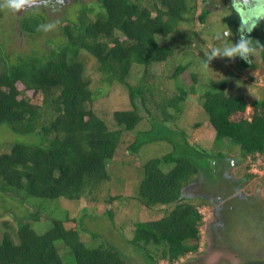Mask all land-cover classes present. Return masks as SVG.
Listing matches in <instances>:
<instances>
[{"label":"trees","instance_id":"1","mask_svg":"<svg viewBox=\"0 0 264 264\" xmlns=\"http://www.w3.org/2000/svg\"><path fill=\"white\" fill-rule=\"evenodd\" d=\"M188 1L92 0L85 5L84 14L57 21L58 38L62 42L52 43L51 49L19 54L15 61L0 49L5 61L4 73L0 75V126L36 138L32 139L34 144L13 143L0 153L2 192L11 189L28 199L63 197L78 201L85 189H95L108 180L107 164L114 158L122 134L134 130L142 120L138 110L144 107L152 115L153 108L148 109L147 104L158 89L147 82L148 78L144 82V77L152 65L167 64L169 57L175 60L176 45L165 41L176 39L174 32L186 16ZM41 5L43 11H49L56 9L58 2L44 0ZM209 12V9L201 10L197 17L200 24ZM226 21L230 31L240 39V19L230 16ZM18 22L19 31L30 35L35 42L44 32L37 31V27L46 21L41 14H28L18 17ZM115 32L122 38L114 36ZM247 35L264 45V20ZM82 52L96 60L98 71L107 81L127 91L131 108L112 113L114 128L87 107L93 100L90 82L83 75L85 65L78 59ZM258 53L264 65V51ZM137 68L143 70L144 76L132 85L127 77ZM187 68L188 65L178 62L170 78L175 79ZM190 77L193 83L198 81L197 74ZM209 84L210 88L201 95L208 124L218 141L228 139L240 146L246 158L245 166L249 168L247 160L264 156V98L253 100L247 114V100L229 91L227 79ZM179 90L169 98L160 95L154 126L129 147L137 151L144 144L156 141L172 146L170 153L143 166L137 201L147 209L159 207L163 216L133 225L129 244L142 259L141 264L161 261L175 264L198 251L203 217L199 206L190 202L185 191L195 177L205 181L206 175H219L211 169L216 166H212L213 161L217 164L218 159L212 160L209 154L192 145L182 131L170 128L169 121L188 97L185 90ZM42 113L50 118L44 125H40ZM219 159L221 164L224 157ZM237 163H225L223 169ZM163 164L173 167L165 173L161 169ZM28 214V219L37 221L34 213ZM15 221L18 243L8 235L2 237L0 264H64L55 247L56 241H62L68 248L74 264H135L113 245L86 247L77 228L66 229L60 220H54L52 227L43 233L36 232L30 223L18 222L16 218ZM246 264H264V261Z\"/></svg>","mask_w":264,"mask_h":264},{"label":"rangeland","instance_id":"2","mask_svg":"<svg viewBox=\"0 0 264 264\" xmlns=\"http://www.w3.org/2000/svg\"><path fill=\"white\" fill-rule=\"evenodd\" d=\"M42 1L44 0H37L36 7L33 6L20 13L0 9V49L11 58L13 56L14 61L19 54L27 55L37 49L47 51L52 48V43L57 45L62 42V38H58L60 32L57 21L59 22L61 18L68 19L73 14L76 16L84 14L85 5L92 2V0L65 2L59 0L56 9L43 11L44 6L40 3ZM195 1V4L188 1L186 16L174 32L176 39L165 41L176 45L173 52L175 60L169 57L167 64L152 65L148 69L147 77H144V82L148 78L147 82L154 84L158 89L153 93L151 102L147 104L148 109L153 108L152 117L146 112V108L142 107L138 110L142 120L134 130L122 134L115 156L107 164L108 180L95 189H85L78 201L63 197L55 200L33 197L28 199L11 189L4 192L0 190V240L4 235H8L15 244L18 243L15 218L20 220L18 222L30 223L38 233L50 229L54 220H60L66 229L77 228L79 238L86 247L113 245L131 262L141 264L142 259L129 244L133 225L136 222L156 220L163 216V211L159 207L147 209L137 201L139 184L143 178V166L151 159L161 158L170 153L172 146L167 142L156 141L144 144L137 151H131L129 147L143 132L154 126L156 121L153 116L157 114L155 106L160 95L163 97L166 94L165 96L169 98L177 95L181 88L187 92L188 97L180 104V111L174 113L173 110L168 109V112L170 110L174 113L172 121H169L170 128L182 131L192 145L209 154L212 160L218 159L217 164L213 161L212 166H216L211 169L214 174L217 170L216 174L219 175L205 176L206 189L212 188L213 192L196 187L203 181L200 176L193 178L189 184L193 191L185 188L190 202L199 206L203 224L200 227L198 251L175 264H246L249 261H264V156H256L252 161L247 160L249 168H246V158L242 156L239 145L233 144L228 139L221 141L216 139L213 129L208 124L207 115L203 111L201 99V95L210 88V81L227 79L229 91L247 100L248 114L251 102L264 98V65L261 64L257 51L251 58V63L239 57L235 60L216 58L205 67V54L210 53L213 47L223 48L239 41V36L230 31L226 21L230 16H238L231 7L232 0ZM204 8L209 9L210 12L200 24L197 17ZM28 14H41L45 18V24H55L56 27L44 31L34 42L30 35H23L19 31L21 23H17L18 17ZM226 31L231 32L229 38L223 37ZM218 35L222 38L217 39ZM114 36L122 38L117 32ZM78 59L85 65L83 75L89 80L92 92L93 101L87 107H91L110 128H114L112 113L131 108L127 91L119 84L109 80L108 82L98 71L99 64L87 53L82 52ZM178 62L188 65V68L175 79L170 78ZM242 64L246 65L241 66ZM4 66L5 61L0 56V75L4 73ZM192 73L198 76L196 83L191 80ZM143 76V70L137 68L127 77V81L133 85ZM48 121H50L49 115L42 113L40 125ZM33 138L36 139L35 136L13 133L7 126L1 125L0 153L7 151L9 145L13 143L34 144ZM220 157H224L221 164H219ZM231 161L238 163L231 166L226 173L227 168L223 169V166ZM172 167V164L161 165L165 173ZM249 170L260 172L254 175V183H245L242 189L234 192L232 189L234 182L246 177ZM221 173L223 176L227 174V177H223L224 181L220 180ZM239 195H244L252 202L244 204L243 201L237 200ZM232 196L235 197L231 198ZM29 212L37 216L36 222L28 219ZM55 247L64 264H74L72 254L62 241H56ZM159 264L168 263L161 261Z\"/></svg>","mask_w":264,"mask_h":264},{"label":"clouds","instance_id":"3","mask_svg":"<svg viewBox=\"0 0 264 264\" xmlns=\"http://www.w3.org/2000/svg\"><path fill=\"white\" fill-rule=\"evenodd\" d=\"M37 4V0H0V9H8L14 13H20ZM231 7L236 12L240 19V39L237 43H232L229 46L213 47L210 53L205 54V67L210 65V62L216 58H228L235 60L241 58L247 63H251V58L258 50L264 51V45H261L258 40H253L247 33H251L259 26V22L264 20V0H249L245 4L243 0H232ZM56 27L55 24H41L37 27V31H50ZM230 31L223 33V37L229 38ZM220 35L217 39H221Z\"/></svg>","mask_w":264,"mask_h":264},{"label":"crops","instance_id":"4","mask_svg":"<svg viewBox=\"0 0 264 264\" xmlns=\"http://www.w3.org/2000/svg\"><path fill=\"white\" fill-rule=\"evenodd\" d=\"M257 173H260V172H258L257 170H249V171H248V174H247L246 177H242V178H240V180H238L237 182H235V187H233V188H234V192L238 191L239 189H242V187H244L243 184H245V183H247V184H252V183H254V178H253V177H255L254 175L257 174ZM248 175H251V176H253V177H252V178H249ZM246 186H247V185H246ZM246 186H245V188H246ZM236 187H237V190H236ZM241 191H242V190H241ZM234 197H235V196H234ZM234 197L232 196L231 198H234ZM240 197H243V198H240ZM231 200H234V199H231ZM237 200H239V201H243L244 204H248L249 202H252V201H249V198L244 197V195H243V196L239 195V196L237 197ZM250 262H251V261H249V263H250Z\"/></svg>","mask_w":264,"mask_h":264},{"label":"flooded vegetation","instance_id":"5","mask_svg":"<svg viewBox=\"0 0 264 264\" xmlns=\"http://www.w3.org/2000/svg\"><path fill=\"white\" fill-rule=\"evenodd\" d=\"M45 1H47V0H45ZM54 1H55V2H59V0H54ZM62 1L65 2L66 0H62ZM40 3H41V2H40ZM248 3H249V0H248ZM223 171H224V170H223ZM227 171H228V169L225 170L226 173H227ZM226 173H225V175H224L225 177H227V174H226ZM221 175H222V173H221ZM224 176H223V175L220 176V178H221L220 180H221V181H224V178H223ZM201 180H202V178H201ZM205 181H206V180H205ZM205 181H202V183H201L200 185H198V186L195 185V186L198 187V188L203 189L204 191H210V192H213V189H212V188H209V187H208L209 189H206L207 186H206V182H205ZM234 184H235V182H234ZM233 187H235V185H233ZM233 187H232V189L234 190ZM189 190H192V191H193V188L191 187V185H189ZM206 194L209 195V193H206ZM209 196H210V195H209Z\"/></svg>","mask_w":264,"mask_h":264},{"label":"water","instance_id":"6","mask_svg":"<svg viewBox=\"0 0 264 264\" xmlns=\"http://www.w3.org/2000/svg\"><path fill=\"white\" fill-rule=\"evenodd\" d=\"M243 2L245 3V4H247L248 3V0H243ZM39 3V2H38Z\"/></svg>","mask_w":264,"mask_h":264}]
</instances>
